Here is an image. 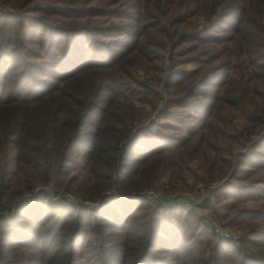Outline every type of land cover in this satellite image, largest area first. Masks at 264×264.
<instances>
[{"label":"trees","instance_id":"1","mask_svg":"<svg viewBox=\"0 0 264 264\" xmlns=\"http://www.w3.org/2000/svg\"><path fill=\"white\" fill-rule=\"evenodd\" d=\"M0 264H264V0H0Z\"/></svg>","mask_w":264,"mask_h":264},{"label":"rangeland","instance_id":"2","mask_svg":"<svg viewBox=\"0 0 264 264\" xmlns=\"http://www.w3.org/2000/svg\"><path fill=\"white\" fill-rule=\"evenodd\" d=\"M184 66H186L187 68H194L197 66V64L193 63V62H189V63H185ZM140 70H141L140 73L143 74L144 73L143 69H140ZM139 109L141 110L142 114L146 116V115H148V112L150 111V106L146 105V104H141V105L139 104ZM151 113L149 115L151 118H153L154 115L157 113V110H155L152 114ZM189 164H190V169L188 170L187 174L190 176V175H193L195 173V169H198V167H195L197 165H196V162L194 160L190 161ZM198 171H199V169H198ZM192 179L190 178V181ZM196 180H199V179H196ZM224 180L225 179L220 180L218 183H216L213 186V188L218 186L219 184H221L222 181H224ZM166 183H169V176H168L167 172H163V173H161L159 182L157 184L159 186L163 187V185H165ZM186 187H188V186L185 185L184 188L186 189V191H184L183 195H180L177 191H172L171 193L163 192L162 194L171 198L172 201H173V199H175L174 196H178V198L175 200L176 203L178 202L177 204L184 205L188 208H192V206L195 207L196 212L205 216L210 221L211 225L214 226L215 230H217V229L221 230V232H222L221 235L227 236L229 238H234V239L240 238L242 236L243 231L241 230V228L237 227L236 225L232 226V225L225 224V221L222 222L221 220H223V219L216 216L215 213H213V211L210 209V207L205 206V204H207L208 200L210 199L209 194H210V187L211 186L208 188V187H205V185L203 183H198L197 188L193 187V189H189ZM150 190H153L154 192H156L152 187L148 188L146 192L149 194ZM156 193H158V192H156ZM175 194H178V195H175ZM187 194H191L193 198H187L186 196H190ZM159 195H161V194H159ZM224 198H226V197L223 196L222 199L224 200ZM213 199H214L213 200V203H214L216 201V197H214ZM178 200H180V201H178ZM186 201H188V202H186ZM193 201H195V202L192 204ZM88 202L93 204L96 201H88ZM152 204L155 206L154 202H152ZM170 205L171 204L160 205L159 210L162 211L166 208H170L171 207Z\"/></svg>","mask_w":264,"mask_h":264},{"label":"built area","instance_id":"3","mask_svg":"<svg viewBox=\"0 0 264 264\" xmlns=\"http://www.w3.org/2000/svg\"><path fill=\"white\" fill-rule=\"evenodd\" d=\"M110 192H111L112 194H118L116 187H113V188L110 190ZM149 194H151L152 196H158V195H159L158 193L154 192L153 190H150V191H149ZM67 195H68L69 197H73V195L70 194V193H68ZM175 195H178V194H175ZM187 195H190V196H186L187 198H193L191 194H187ZM174 197H175V199L178 198V196H174ZM168 198H169V197H168ZM170 199H171V198H170ZM178 201H180V200H178ZM195 201H196V200H195ZM186 202H188V201H186ZM193 202H194V201H193ZM216 231H217L218 233H220V235L222 234V232H221L220 229H217Z\"/></svg>","mask_w":264,"mask_h":264}]
</instances>
